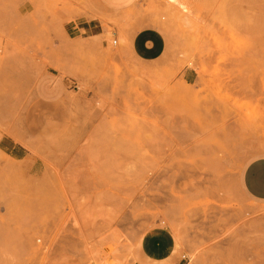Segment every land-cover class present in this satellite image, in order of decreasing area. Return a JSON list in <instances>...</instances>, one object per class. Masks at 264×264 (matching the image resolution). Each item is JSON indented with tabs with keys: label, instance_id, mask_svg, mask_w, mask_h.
<instances>
[{
	"label": "rangeland",
	"instance_id": "rangeland-1",
	"mask_svg": "<svg viewBox=\"0 0 264 264\" xmlns=\"http://www.w3.org/2000/svg\"><path fill=\"white\" fill-rule=\"evenodd\" d=\"M92 9L0 0V264H133L149 230L172 264H264V201L239 184L264 154V0ZM137 15L160 57L134 52Z\"/></svg>",
	"mask_w": 264,
	"mask_h": 264
},
{
	"label": "crops",
	"instance_id": "crops-1",
	"mask_svg": "<svg viewBox=\"0 0 264 264\" xmlns=\"http://www.w3.org/2000/svg\"><path fill=\"white\" fill-rule=\"evenodd\" d=\"M138 0H92L93 11L98 16H117L129 8L137 7ZM97 16L83 17L74 26L77 30H92L98 34L103 29L101 20ZM145 16H135L133 26L130 28V44L141 58L154 59L160 57L166 50V37L153 25L145 24ZM149 23V19L147 18ZM142 24V25H140ZM158 31V32H157ZM159 34H157V33ZM159 51H154V43L161 40ZM141 50V54L137 52ZM190 71L186 70L183 75L185 80L190 79ZM239 184L242 191L254 200L264 201V154L257 155L248 160L239 174ZM176 241L167 233L159 230L145 232L139 241V255L133 264H172L180 261L175 250ZM165 260V262H161Z\"/></svg>",
	"mask_w": 264,
	"mask_h": 264
},
{
	"label": "built area",
	"instance_id": "built-area-1",
	"mask_svg": "<svg viewBox=\"0 0 264 264\" xmlns=\"http://www.w3.org/2000/svg\"><path fill=\"white\" fill-rule=\"evenodd\" d=\"M87 264H89V263H87Z\"/></svg>",
	"mask_w": 264,
	"mask_h": 264
}]
</instances>
